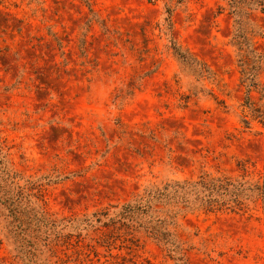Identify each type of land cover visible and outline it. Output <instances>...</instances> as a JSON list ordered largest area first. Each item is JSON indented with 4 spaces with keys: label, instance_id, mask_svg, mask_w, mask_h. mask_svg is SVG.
<instances>
[{
    "label": "rangeland",
    "instance_id": "obj_1",
    "mask_svg": "<svg viewBox=\"0 0 264 264\" xmlns=\"http://www.w3.org/2000/svg\"><path fill=\"white\" fill-rule=\"evenodd\" d=\"M251 18L264 55V15ZM234 31L228 0H0V148L14 187L59 220L171 180H260L264 122L253 107L264 111V70L249 93ZM172 40L200 62L196 72ZM3 209L0 264H27ZM144 226H121L110 246H59L60 263L41 257L179 264ZM175 230L188 264H264L261 203L186 212Z\"/></svg>",
    "mask_w": 264,
    "mask_h": 264
},
{
    "label": "trees",
    "instance_id": "obj_2",
    "mask_svg": "<svg viewBox=\"0 0 264 264\" xmlns=\"http://www.w3.org/2000/svg\"><path fill=\"white\" fill-rule=\"evenodd\" d=\"M228 3L235 22L232 43L238 52L243 82L251 93L260 89V75L264 70V55L255 46L259 29L251 15L255 12L264 15V0H228ZM167 21L171 28V16ZM172 44L175 54L191 71L196 72L200 62L176 41L172 40ZM248 100L252 105L250 96ZM253 110L264 122V111L257 107ZM4 158L0 148V192L4 191L0 193V203L6 212L8 236L27 264H45L47 258L41 256L47 253L56 259L55 263L63 262L59 246H79L86 238H91L88 245L105 243L110 246L114 240L112 233L118 228L143 227V222L148 235L162 243L171 257L179 264H188L185 249L175 230L181 215L196 210L245 211L251 204L255 206L257 203L264 208V176L260 180L249 181L206 175L196 180H171L162 186H150L142 196L114 210L104 209L58 220L48 217L40 206L32 205V200L21 188L14 187ZM144 214H147L146 221ZM100 231L99 237L91 236Z\"/></svg>",
    "mask_w": 264,
    "mask_h": 264
}]
</instances>
